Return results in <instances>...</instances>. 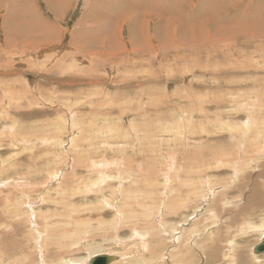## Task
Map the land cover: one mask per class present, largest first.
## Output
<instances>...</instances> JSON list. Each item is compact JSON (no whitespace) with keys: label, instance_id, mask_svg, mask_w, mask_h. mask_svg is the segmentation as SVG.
<instances>
[{"label":"rangeland","instance_id":"rangeland-1","mask_svg":"<svg viewBox=\"0 0 264 264\" xmlns=\"http://www.w3.org/2000/svg\"><path fill=\"white\" fill-rule=\"evenodd\" d=\"M5 1H0V12L5 16L0 14V264H70L79 258L80 264H88L86 258L96 250L118 252L121 259L126 253L136 258L144 252L142 261L150 258L154 263L157 260L155 264H264V253L253 254L261 237L258 229L264 222V154L258 162V149L254 153L250 149L256 142L252 140L262 138L259 132L264 131L256 132L260 126L264 128V49L248 45L250 39L245 34L237 43L217 35L219 40L206 37L215 42L212 53L202 50L197 41L190 43L196 52L192 54L190 49L194 59L151 50L142 55L145 58L153 51L157 53L151 56L150 66L135 58L133 50L138 42L130 39V25L125 19L121 18L119 26L122 29L124 25L123 31L117 28L121 35L117 33L108 48L105 33L97 30L104 5L122 8L120 1L29 0L24 3L28 17L21 20ZM194 1L195 6L200 3ZM244 1L233 0L237 7L226 9L227 1L222 0L228 14H256L257 20L252 18L251 25L258 28L264 24L259 21L260 14L264 15V0H249L243 8ZM35 13L45 16L40 17L42 22H33ZM207 16L212 22L208 20L206 30L216 32L220 18ZM90 18L96 22L91 19L87 23ZM14 20L22 23L17 36ZM87 24L92 33L80 35ZM139 25L138 33L144 30V25ZM153 28H148L149 33ZM258 34L255 37H264ZM157 42L156 38L152 41L154 49L160 48ZM216 42L221 44L219 49ZM249 115L255 119H251L254 125ZM97 124L102 129L106 126L105 132L111 130L110 135L100 132ZM78 126L87 127L89 132ZM123 149L127 153L122 154ZM118 160L121 167L116 164ZM219 160L228 163L221 166ZM72 169H76L75 175ZM50 175L53 180L43 188ZM64 177L65 182L58 186ZM108 199L113 204L104 203ZM28 204L39 207L33 206L35 219L25 215L27 209L28 215L32 214ZM233 244V257H224ZM127 261L117 264H138ZM142 261L139 263L145 264Z\"/></svg>","mask_w":264,"mask_h":264},{"label":"bare ground","instance_id":"bare-ground-1","mask_svg":"<svg viewBox=\"0 0 264 264\" xmlns=\"http://www.w3.org/2000/svg\"><path fill=\"white\" fill-rule=\"evenodd\" d=\"M1 1V0H0ZM5 1V0H4ZM25 1V2H24ZM27 1H29V0H8V4H6V7H8V8H10V9H16V14H15V17H17V19H19V20H21L22 19V17L23 16H25V17H28V15H26L27 13H28V11H27V9L28 8H26V7H24V3H27ZM31 1V0H30ZM47 3L50 1V0H45ZM73 1V0H72ZM77 1V0H76ZM89 1V0H88ZM95 0H93V2H94ZM99 1H101V0H99ZM116 1H120L124 6H122V8H121V6H117V8L116 9H114L113 7V5L109 8L107 5H104V8H103V12L101 13V14H98V15H101L100 17V20L96 23L97 25L98 24H100V26L98 27V26H96V27H98L97 28V30L100 32V33H105V35H106V41L105 42H107V40H108V43L106 44V43H104V44H106V47L108 48L109 46H111V44L109 45V41H111L112 39H113V37H115V35L117 34V33H120V31L118 30V29H120L119 28V26L121 25L120 23V21H123L122 19H125L126 20V23L127 24H129L130 26L129 27H127V30H128V28H129V37H130V39L132 38L133 39V41H137L138 43H136V44H138L137 46L138 47H135L136 46V44L133 46V47H135V50H133L134 51V53L133 54H135V56L137 55V57H135V58H137V59H141L140 61H142V62H148L149 63V65L150 66H153V57H151L153 54H155L154 53V51H153V53H152V55H147V57H143L142 55H144L145 53L146 54H149V52L151 51V50H155V51H160V52H162L163 54L164 53H172L173 55H175V53H176V55H179V58H181V56L182 57H184V55L187 57V58H191V59H194V58H192V56H191V52L193 51L191 48V42H194V41H197V42H195L196 43V45H199L201 48H202V50H205L206 49V53H212L213 51H216V49H215V46H214V43L211 41H209L212 37L214 38V36H215V38H216V36L218 35V38L220 37V36H222V37H225V40H228L227 42H230V41H234L235 40V42L236 41H241L240 39L242 38V36L245 34L246 35V37L248 38V39H250V41H247V43H248V45H250V46H253L254 47V49H255V47L256 46H261L263 49H264V37L263 36H260V37H255V35L257 34V33H260V34H258V35H264V24H258V28H255L253 25H251V23H250V21H251V19L252 18H256L257 17V15L256 14H254V16H256V17H254V16H248L247 15V17H244L239 11H236V12H234L233 14H228L227 13V11H226V9H230V7H232V8H236L237 7V3L236 4H234L233 3V0H226L227 2V5H228V7L229 8H227V7H225L226 6V3L224 4L223 2H222V0H198L200 3L198 4V5H194V0H116ZM243 1V0H242ZM56 2H58L57 0H56ZM92 2V1H91ZM247 2H249V0H245L243 3H241V5H242V7L244 8L245 6H246V4H247ZM6 3V1L4 2V4ZM59 3V2H58ZM73 3V2H72ZM88 3V2H87ZM98 3V1L95 3V4H97ZM91 4V3H90ZM89 4V5H90ZM223 4V5H222ZM234 4V5H233ZM46 5V4H45ZM88 5V6H89ZM117 5V4H116ZM50 6H51V4H50ZM100 6V5H99ZM240 6V5H239ZM52 7V6H51ZM90 7H91V5H90ZM89 7V8H90ZM226 9H225V8ZM259 8H261L260 6H258ZM8 8H7V10H8ZM88 8V9H89ZM223 8L225 9V10H223ZM9 9V10H10ZM87 9V8H86ZM97 9V8H96ZM121 9H122V12H121ZM246 9V8H245ZM238 10H241V6L238 8ZM242 10H244V9H242ZM30 11V10H29ZM91 11H92V9H91ZM93 11H94V14H96L95 13V10L93 9ZM98 11V10H97ZM247 11V10H246ZM121 12V13H120ZM209 12H212V14L210 13L209 14ZM245 12V11H244ZM12 13V12H11ZM40 13V12H39ZM93 13V12H92ZM99 13V12H98ZM120 13V14H119ZM226 13V14H225ZM90 14V13H89ZM119 14V15H118ZM252 14V13H251ZM2 16H3V14H1ZM8 15V11H6V16ZM9 15H11V14H9ZM39 15L40 14H33V16H34V18H35V20H33V22H38V21H41L42 22V19L40 18V17H45V16H40L39 17ZM97 15V14H96ZM97 15V16H98ZM207 15H209V16H214V17H218V18H220V23H217L216 22V24H215V26L216 27H214V29L215 30H217V31H219V32H212V31H209L208 29L209 28H207V30H206V25H207V22H208V20H210L209 18H207L208 16ZM246 15V14H245ZM253 15V14H252ZM261 15V18L259 19V21H264V15H262V14H260ZM61 16V15H60ZM84 16H86V15H84ZM1 17V16H0ZM3 17H5V16H3ZM10 18V16L8 17V19ZM122 18V19H121ZM8 19H6V20H8ZM92 18H90V19H86V22L88 23V22H90L91 23V21L92 20H94V18L91 20ZM99 19V18H98ZM97 19V20H98ZM211 19H212V17H211ZM3 20V22L5 23L6 21L4 20V19H2ZM48 20V19H47ZM95 20H96V18H95ZM93 21V22H96V21ZM219 20V19H218ZM256 20H257V18H256ZM9 21H11V19L9 20ZM8 21V22H9ZM13 21V20H12ZM25 21V20H24ZM27 21V20H26ZM154 21V23H155V28H153L152 26H151V24H152V22ZM211 21V20H210ZM216 21V20H215ZM85 22V21H84ZM101 22V23H100ZM212 22V21H211ZM80 23V22H79ZM2 24V23H1ZM6 24V23H5ZM139 24H141L142 26L144 25V30H139L140 32L138 33V29L137 28H139L140 27V25ZM145 24H146V26H145ZM147 24H149V26H148V28L149 29H152L153 28V33H149V30H148V28H147ZM210 24V23H209ZM4 25V24H3ZM12 25L14 26V29L15 30H17L18 32H17V34H16V36L17 35H19V32H21L19 29H18V26L19 27H21L22 26V23L19 21H17L16 22V20H14V22H12ZM138 25H139V27H138ZM211 25V24H210ZM2 26V25H1ZM118 26V27H117ZM209 26V25H208ZM219 26H221V28L219 27ZM4 27V26H3ZM8 27H9V24H8ZM84 27V26H83ZM86 28L84 29V30H82V32H81V34L80 35H82V36H86L87 34H90L89 33V31H90V29H88L89 27H91V26H89V24H87L86 26H85ZM94 27H95V25H94ZM146 27V28H145ZM211 27V26H210ZM12 28V27H11ZM49 28V27H48ZM47 28V29H48ZM92 28V27H91ZM114 28V29H113ZM118 28V29H117ZM142 28V27H141ZM212 28H213V25H212ZM212 28H210V29H212ZM5 29V28H4ZM10 29V28H9ZM53 29V28H52ZM55 29V28H54ZM53 29V30H54ZM104 29H105V31H104ZM123 29H124V25L122 26V29H120L121 30V32L123 31ZM213 29V30H214ZM251 29H256V31H252ZM80 30V29H79ZM95 30V29H94ZM56 31V30H55ZM77 31V30H76ZM76 31H74L75 33H76ZM91 31H93L92 29H91ZM90 31V32H91ZM119 31V32H118ZM114 32V34H112ZM3 33H4V30H3ZM9 33V32H8ZM7 33V34H8ZM49 33V32H48ZM92 33V32H91ZM12 33H10V35H11ZM78 34H79V32L77 33V35L76 36H78ZM94 34H96V32L94 33ZM208 34H211V36L210 35H208ZM5 35V34H4ZM73 35H74V33H73ZM118 35V34H117ZM116 35V36H117ZM120 35H121V33H120ZM120 35H119V37H120ZM9 36V35H8ZM53 36H55V35H53ZM257 36V35H256ZM4 37H7L6 35L4 36ZM50 37H52L51 35H50ZM122 37V36H121ZM121 37L120 38H118L117 40L118 41H120L119 39H121ZM206 37H211L208 41H209V43H208V41H207V39H206ZM81 38V37H80ZM156 38V40L159 42H157L158 44H157V46L160 44V48H156L155 47V49H154V45H153V43H152V41H154V39ZM212 38V39H213ZM218 38H216L217 40H219ZM211 39V40H212ZM116 40V41H117ZM215 40V39H214ZM224 40V39H223ZM70 41V40H69ZM73 41V40H72ZM71 41V42H72ZM115 41V40H114ZM117 41V42H118ZM133 41H131V42H133ZM54 42V41H53ZM82 42H83V40H82ZM94 42V41H93ZM96 42V41H95ZM95 42H94V44H95ZM251 42V43H250ZM73 43V42H72ZM89 43H91V42H89ZM98 43H99V41H98ZM112 43V42H111ZM114 43V42H113ZM194 43V44H195ZM231 43V42H230ZM230 43H228V44H230ZM233 44H234V42H232ZM237 43V42H236ZM51 44V43H50ZM121 44V43H120ZM123 44V43H122ZM155 44V43H154ZM227 44V43H226ZM256 44V45H255ZM86 45V44H85ZM96 45H97V43H96ZM131 45V44H130ZM218 45H221V44H217V42H216V46H217V48H218ZM62 46V45H61ZM76 46V45H75ZM91 46H93L94 47V45H91ZM98 46H100V45H98ZM98 46H95L96 48H98ZM101 46H103V45H101ZM120 46V45H119ZM223 46V45H222ZM231 46V45H230ZM54 46H51L50 47V49L51 48H53ZM59 47V46H58ZM82 47V46H81ZM114 47H115V43H114ZM113 47V48H114ZM118 47V46H117ZM191 47V48H190ZM220 47V46H219ZM224 47V46H223ZM228 47V46H227ZM226 47V48H227ZM242 47V46H241ZM61 48V47H60ZM74 48V47H73ZM131 48H132V46H131ZM243 48V47H242ZM245 48V47H244ZM77 49V48H76ZM112 49V48H111ZM192 51H191V50ZM196 49V48H195ZM219 49V48H218ZM220 49H223V48H221L220 47ZM225 49V48H224ZM241 49V48H240ZM65 50V49H64ZM82 50V49H81ZM99 50V49H98ZM101 50H103L102 49V47H101ZM226 50V49H225ZM225 50H224V52H225ZM233 50V49H232ZM241 50H243V49H241ZM245 50V49H244ZM261 50V49H260ZM105 51V50H104ZM106 51H109V50H106ZM132 51V52H133ZM222 51V50H221ZM247 51V50H246ZM85 52V51H84ZM87 52V51H86ZM98 52V51H97ZM100 52V51H99ZM98 52V53H99ZM101 52H103V51H101ZM180 52V53H179ZM224 52H221L222 54L224 53ZM256 52H258V50H256ZM90 53V52H89ZM97 53V55L96 56H98V55H100V54H98ZM127 53H129V52H127ZM193 53H196V52H192V54ZM218 53H220V52H218ZM252 54H253V52H251ZM255 53V52H254ZM41 54V53H40ZM87 54V53H86ZM103 54V53H102ZM145 54V55H146ZM157 54V53H156ZM184 54V55H183ZM229 54V53H228ZM232 54H234V53H232ZM245 54H247L246 52H245ZM244 54V55H245ZM111 55V54H110ZM112 55H114V54H112ZM132 55V54H131ZM225 55V54H224ZM238 55V54H237ZM240 55V54H239ZM254 55H257V54H254ZM69 56V55H68ZM95 56V57H96ZM105 56V55H104ZM108 56V55H107ZM169 56V55H168ZM212 55H210V57H211ZM215 56V55H214ZM213 56V57H214ZM220 56V55H219ZM226 56V55H225ZM231 56V55H230ZM103 57V56H102ZM158 57V56H157ZM216 57V56H215ZM40 58V57H39ZM186 58V59H187ZM198 58H200V57H197V60H198ZM231 58V57H230ZM257 58V57H256ZM255 58V59H256ZM96 59V58H95ZM110 59V58H109ZM184 59H185V57H184ZM222 59V62H223V57L221 58ZM220 59V60H221ZM178 60V59H177ZM180 60V59H179ZM206 60H207V58H206ZM98 61V60H97ZM159 61V60H158ZM208 61V60H207ZM228 61H229V59H228ZM99 62L101 63V61L99 60ZM105 62V61H104ZM137 62V61H136ZM141 62V63H142ZM161 61H159V63H160ZM119 63V62H118ZM138 63V62H137ZM121 64V63H120ZM101 65H103V64H101ZM114 65V64H113ZM115 65H116V63H115ZM198 65H200V64H198ZM96 66V65H95ZM99 66V65H98ZM117 66V65H116ZM119 66V65H118ZM121 66V65H120ZM160 66V65H159ZM162 66V65H161ZM165 66V65H164ZM168 66H169V64H168ZM100 67V66H99ZM163 67V66H162ZM198 68V67H197ZM243 68V67H242ZM165 69H167V68H165ZM220 69V68H219ZM219 69H218V71H219ZM246 70V69H245ZM203 72V71H202ZM212 72V71H211ZM113 75V74H112ZM207 75V74H206ZM218 75V74H217ZM144 78V77H143ZM142 78V79H143ZM90 79V78H89ZM91 79H94V78H91ZM149 79V78H148ZM228 79V78H227ZM225 80H226V78L224 77L223 78V81L225 82ZM229 80V79H228ZM16 81V80H15ZM203 81V80H202ZM221 81H222V79H221ZM138 83V82H137ZM139 84V83H138ZM141 86V85H140ZM193 87V86H192ZM259 87V86H258ZM139 89V88H138ZM256 89V88H255ZM141 90V89H140ZM149 90V89H148ZM251 90V89H250ZM254 90V89H253ZM253 90H251L250 92L252 93L253 92ZM165 91V90H164ZM255 91V90H254ZM118 92V91H117ZM161 92V91H160ZM152 94H153V92H151ZM180 93V92H179ZM253 94V93H252ZM252 94H250V95H252ZM57 95V94H56ZM120 95V94H119ZM230 95V94H229ZM60 96V95H59ZM253 96H254V94H253ZM202 97V96H201ZM254 97H257V92H256V96H254ZM201 99V98H200ZM256 99V98H255ZM53 100V99H52ZM214 100H216V99H214ZM254 100V99H253ZM50 101V100H49ZM117 101V100H116ZM115 101V102H116ZM198 101V100H197ZM244 101H246V100H244ZM257 100H255V102H256ZM53 102V101H52ZM254 102V101H253ZM161 103V102H160ZM187 103V102H186ZM258 103V102H257ZM256 104V103H255ZM102 105V104H101ZM253 105H254V103H253ZM103 106V105H102ZM113 106H115V105H113ZM167 107V106H166ZM200 107V106H199ZM73 108V107H72ZM103 108V107H102ZM102 108H100V109H102ZM91 109V108H90ZM73 110H74V108H73ZM71 111V110H70ZM205 111V110H204ZM137 112V111H136ZM70 113H72V116H73V114L75 113L76 114V111H74V112H70ZM112 113V112H111ZM138 113V112H137ZM84 114V113H83ZM93 114V113H92ZM139 114V113H138ZM103 115V114H102ZM122 116V115H121ZM119 117V116H117V118H119V121H121L122 119V117ZM147 116V115H146ZM145 116V117H146ZM151 116V115H150ZM100 117V116H99ZM142 117V116H141ZM184 117V116H183ZM101 118H102V116H101ZM148 118V117H147ZM222 118V117H221ZM220 118V119H221ZM249 120L251 121V119L253 118V117H251V115H249ZM64 119V118H63ZM103 120L105 119L104 117L102 118ZM112 119H114V118H112ZM151 119H153V117L151 118ZM150 119V120H151ZM176 120H177V118H175ZM175 119H173V121H175ZM198 119V118H197ZM254 119V118H253ZM117 120V119H116ZM146 120V119H145ZM149 120V121H150ZM183 120V119H182ZM255 120V119H254ZM106 121H112L113 122V120H106ZM106 121H104L105 123H106V126L108 125L107 124V122ZM124 121V120H123ZM155 121V120H154ZM178 121V120H177ZM262 121V120H261ZM263 121H264V119H263ZM262 121V122H263ZM103 122V123H104ZM129 122H130V124H131V121H128V124H129ZM147 123H148V120L146 121ZM151 122H152V120H151ZM180 122V121H179ZM245 122H247V121H245ZM252 122V124L254 125V122H253V120L251 121ZM74 123V122H73ZM102 123V124H103ZM120 123V122H119ZM174 124V122H171V124ZM258 123H260V122H258ZM92 124H95V122H93ZM99 124V123H98ZM97 124V125H98ZM101 124V123H100ZM114 124V123H113ZM118 124V123H117ZM124 124V123H123ZM130 124H129V126H130ZM152 124V123H151ZM165 124H167V123H165ZM187 124H188V122H187ZM111 125V124H110ZM157 125V124H156ZM190 125V124H189ZM263 125V124H262ZM88 126V125H87ZM89 126L91 127V125L89 124ZM99 126V128L101 127L100 125H98ZM103 126V125H102ZM106 126H104V127H106ZM120 126V125H119ZM145 126H146V123H145ZM147 126H149V124L147 125ZM179 126V125H178ZM247 127L248 126H251L250 125V123H247V125H246ZM15 127V126H14ZM13 127V128H14ZM79 127V126H78ZM81 127H83V126H81ZM81 127H79V128H81ZM86 127V126H85ZM89 127V128H90ZM97 127V126H96ZM104 127H103V129H104ZM130 127H132L131 129H134L135 130V127H133L132 125L130 126ZM143 127V126H142ZM149 127H151V126H149ZM171 127V126H170ZM177 127V126H176ZM261 127V126H260ZM257 128L256 130V132H258L259 131V129H264V128ZM12 128V127H11ZM12 128V129H13ZM75 128V127H74ZM73 128V129H74ZM94 128V127H93ZM98 128V127H97ZM98 128V129H99ZM120 128V127H119ZM124 128V127H123ZM160 128V127H159ZM162 128V127H161ZM178 128H180V127H178ZM250 128H252V127H250ZM12 129H11V131L9 132V134L12 132ZM76 129V128H75ZM85 132H89V130H87V127H86V130H85V128L83 127L82 128ZM81 129V130H82ZM92 129V128H91ZM96 129V128H95ZM94 129V130H95ZM103 129H102V127L100 128V132H102L103 134H104V132L105 131H103ZM107 129V128H106ZM115 129V128H114ZM117 130H118V128H116ZM121 129V128H120ZM125 129V128H124ZM127 129V128H126ZM131 129H129L130 131H132ZM138 129V131L139 130H141V129H139V127L137 128ZM137 129H136V131H137ZM163 129V128H162ZM172 129V128H171ZM249 129V128H248ZM68 130V129H67ZM79 130V132L81 131L80 129H78ZM108 130H110V129H108ZM115 131V133H117L118 131ZM128 130V131H129ZM133 130V131H134ZM149 129H145V132L146 131H148ZM166 130V129H165ZM176 130V129H175ZM90 131H92V130H90ZM96 131H97V129H96ZM122 131V133H123V130H121ZM129 131V132H130ZM246 131V130H245ZM95 131H93V133H94ZM98 133H100L99 132V130L97 131ZM107 132V131H106ZM106 132H105V134H106ZM110 132H111V130L110 131H108L107 133H109V135H110ZM124 132H126L127 133V130L126 131H124ZM140 132V131H139ZM187 132V131H186ZM248 132H250V131H248ZM248 132H246L245 134H248ZM5 133V132H4ZM74 133V132H73ZM96 133V132H95ZM101 133V134H102ZM112 133H114V132H112ZM138 133V132H137ZM137 133H135V134H137ZM100 134V135H101ZM102 134V135H103ZM104 134V135H105ZM123 134H125V133H123ZM130 134V133H129ZM255 134V133H254ZM259 134L262 136V138H256V139H254V140H252V141H256V142H254L255 143V145L252 147V148H250L251 149V153H254L253 151L254 150H257L258 149V153H256L257 155L256 156H258L259 155V157H258V159H257V161L259 162L260 161V158H263V154H264V131H262V132H259ZM62 135V134H61ZM65 135V134H64ZM99 135V134H98ZM256 135V134H255ZM117 136V135H116ZM139 136H140V134H139ZM70 137V136H69ZM256 137V136H255ZM74 138H72V140H73ZM87 139V138H86ZM246 139H248V138H246ZM250 139V138H249ZM158 140V139H157ZM68 141V140H67ZM80 140H78L77 142H79ZM156 141V140H155ZM167 141V140H166ZM73 142V141H72ZM46 143V142H45ZM91 143V142H90ZM73 144V143H72ZM75 144V143H74ZM81 144V143H80ZM155 144V143H154ZM44 145V144H43ZM76 145V144H75ZM59 146V145H58ZM54 147V146H53ZM56 147V146H55ZM80 147V146H79ZM244 148H245V146H244ZM81 150H82V148H81ZM119 150V149H118ZM124 150V149H123ZM126 150L127 149H125L123 152H122V154H124V152H126ZM83 152V151H82ZM62 153V152H61ZM120 153H121V150H120ZM127 153V152H126ZM130 153V152H129ZM129 153L127 154V155H129ZM65 154V153H64ZM74 154V153H73ZM171 154V153H170ZM32 155V154H31ZM76 155V154H75ZM127 155H125V156H127ZM168 155V154H167ZM251 155H253V154H251ZM260 155H261V157H260ZM58 156V155H57ZM124 156V155H123ZM244 156V155H243ZM91 157V156H90ZM172 157H175L176 158V156H172ZM222 157V156H221ZM85 158V157H84ZM128 158H130V156H128ZM142 158V157H141ZM243 158V157H242ZM74 159H76V158H74ZM125 159H127V157H125ZM59 160V159H58ZM86 160V159H85ZM87 160H88V158H87ZM177 160V159H176ZM218 160V159H217ZM95 161V160H94ZM167 161V160H166ZM216 161V160H215ZM220 161V160H219ZM237 161H238V159H237ZM241 161V160H240ZM256 161V160H255ZM114 162H115V160H114ZM120 161L118 160L117 161V166H118V163H119ZM223 160H221L220 161V163L222 164L221 166H223V165H225V164H227L228 162H226L225 161V163L223 164ZM80 163V162H79ZM218 163V162H217ZM234 163H236V162H234ZM81 164V163H80ZM97 164H99L98 162H96V164H94V166L95 165H97ZM109 164V163H108ZM119 164H121V163H119ZM167 164V163H166ZM169 164V163H168ZM176 165V164H175ZM218 167H221L220 166V164H216ZM257 165V164H256ZM93 166V165H92ZM120 167L122 166V164L121 165H119ZM39 167V166H38ZM83 167H85V166H83ZM97 167H98V165H97ZM97 167H95V169L97 168ZM107 167V166H106ZM110 167V166H109ZM138 167V166H137ZM165 167V166H164ZM94 168V167H93ZM101 168V167H100ZM128 168V167H127ZM89 169H91V167L89 168V166H88V170ZM97 169H99V168H97ZM103 169V168H102ZM234 169V168H233ZM116 170H117V168H116ZM136 170V169H135ZM56 171V170H55ZM120 170H118V172H116V175L118 174V173H120L119 172ZM139 171V170H138ZM170 171V170H169ZM235 171V170H234ZM60 172H62V171H60ZM75 172H77L76 171V169H72V171H71V173L73 174V175H75ZM91 172V171H90ZM236 172V171H235ZM237 172H238V170H237ZM263 172V171H262ZM50 173V172H49ZM164 173V172H163ZM62 175H63V173H61ZM78 174V173H77ZM89 174V173H88ZM93 174V173H92ZM112 174V173H111ZM132 174V173H131ZM130 174V175H131ZM108 175H110L109 173H108ZM113 175V174H112ZM112 175H110L111 177H113ZM123 175V174H122ZM134 175V174H133ZM57 176V175H56ZM103 176V175H102ZM101 176V177H102ZM136 176V175H135ZM134 176V177H135ZM52 177H54V176H52ZM51 177V175H50V178H52ZM67 177H69V176H67ZM106 177H108V176H106ZM49 178V180L48 181H46L45 182V185L43 186V188L44 187H47L48 185H49V183L51 182V180H53V178L52 179H50ZM115 179H116V177H114ZM114 178L113 179H111V180H114ZM20 179H22V178H20ZM65 177L62 179V182L61 183H59V185L58 186H60L62 183H63V181L65 182ZM101 179V178H100ZM100 179H98V182H99V184L100 183H102V182H100V181H103V180H100ZM102 179H104V177L102 178ZM106 179V178H105ZM104 179V180H105ZM110 179V178H109ZM130 179V178H129ZM128 179V180H129ZM251 179V178H250ZM255 179V178H254ZM260 179V178H259ZM262 179V178H261ZM260 179V180H261ZM55 180V179H54ZM211 180V179H210ZM264 180V179H263ZM262 180V181H263ZM60 181V180H59ZM84 181V180H83ZM94 181V180H93ZM97 181V180H96ZM96 181H94L95 182V184H94V182H92L93 183V185H96L97 184V182ZM107 181H108V179H107ZM121 181V180H120ZM132 181V180H131ZM139 181V180H138ZM206 181V180H205ZM85 182V181H84ZM124 182V181H123ZM134 182V181H133ZM136 182V181H135ZM134 182V183H135ZM203 182V181H202ZM105 183V182H104ZM120 183V182H119ZM121 183H122V181H121ZM210 183V182H209ZM208 183V184H209ZM30 184V183H29ZM32 184H34V183H32ZM31 184V185H32ZM58 184V183H57ZM203 184V183H202ZM208 184H205V185H208ZM25 185H26V187H27V189H31V187L28 185V184H26V182H25ZM64 185H65V187L66 188H68V186H66V183H64ZM82 185V184H81ZM121 185H123V184H121ZM232 185V184H231ZM258 185V184H257ZM96 186H98V188H99V185H96ZM202 185H200V187H201ZM33 187V186H32ZM57 187V186H56ZM88 187V186H87ZM91 187V186H90ZM101 187V186H100ZM135 187V186H134ZM208 187V186H207ZM211 187V186H210ZM36 188V187H35ZM53 188V187H52ZM92 188H93V186H92ZM94 188H96L97 189V187H94ZM93 188V189H94ZM219 188V187H218ZM257 188H258V186H257ZM32 189H34V188H32ZM57 189V188H56ZM90 188H88V190H89ZM121 189H122V186H121ZM124 189V188H123ZM261 189V188H260ZM22 190V189H21ZM95 190V189H94ZM64 191V190H63ZM117 191V190H116ZM119 191H121V190H119ZM261 191V190H260ZM2 192V191H1ZM11 192V191H10ZM79 192V191H78ZM97 192V191H96ZM200 192H201V190H200ZM214 192V191H213ZM212 192V193H213ZM216 193V192H215ZM254 193H255V191H254ZM254 193H253V195H254ZM257 193V192H256ZM258 193H260L259 191H258ZM102 194V193H101ZM196 194V193H195ZM218 194V193H217ZM193 195V194H192ZM213 195H214V193H213ZM261 195V194H260ZM45 196V195H44ZM138 196V195H137ZM200 196H201V193H200ZM216 196V195H215ZM262 196H263V194H262ZM217 197V196H216ZM42 199H43V196L41 197ZM116 198V197H115ZM246 198V197H245ZM42 199H40V200H42ZM104 199V198H103ZM118 199V198H117ZM117 199H115V202H116V200ZM136 199V198H135ZM204 199V198H203ZM120 200V199H119ZM110 201L112 202V200L111 199H108V201L106 200L104 203H107V202H109L110 203ZM121 201V200H120ZM123 201V200H122ZM121 201V202H122ZM136 201V200H135ZM183 201V200H182ZM188 201V200H187ZM191 201V200H190ZM193 201H194V199H193ZM195 201H197V200H195ZM114 202V203H115ZM139 202V201H138ZM185 202V201H184ZM137 203V202H136ZM193 203V202H192ZM198 203V202H197ZM204 203H205V201H204ZM245 203V202H244ZM40 204V203H39ZM43 204V203H42ZM112 204H113V202H112ZM117 204H119V203H117ZM123 204V203H122ZM186 204V203H185ZM213 204V203H212ZM37 205V204H36ZM41 205V204H40ZM193 205V204H192ZM191 205V206H192ZM194 205H196L195 203H194ZM204 205V204H203ZM202 205V206H203ZM33 206H35V204L33 205ZM33 206H32V204L30 205V204H28V208H29V213L30 212H32V214L30 215H28V210H27V214H25L26 216H29L30 218H36L37 216L34 214V212H33ZM178 206V205H177ZM185 206H187V205H185ZM201 206V207H202ZM35 207H37V206H35ZM119 207V206H118ZM138 207V206H137ZM200 207V208H201ZM37 208H39V207H37ZM115 208V207H114ZM131 208V207H130ZM262 209H264V208H262ZM41 210H42V207H41ZM124 210V209H123ZM126 210V209H125ZM132 210V209H131ZM118 211H121L120 209H118ZM205 211V210H204ZM252 211V210H251ZM128 213H130V214H128L129 216L131 215V211H129ZM37 214V213H36ZM117 215V214H116ZM123 214H121V216H122ZM160 215V214H159ZM42 217V216H41ZM47 217H49V215L47 216ZM128 217V216H127ZM148 217V216H147ZM253 217V216H252ZM20 218V217H19ZM18 218V219H19ZM50 218V217H49ZM48 218V219H49ZM122 218H124V216L123 217H119V219H121L122 220ZM44 219V218H43ZM116 220L118 219V218H115ZM114 219V220H115ZM34 221V220H33ZM117 221H120V220H117ZM116 221V222H117ZM112 222H114V221H112ZM149 222V221H148ZM153 222V221H152ZM34 223V222H33ZM47 223H49V222H47ZM121 223V222H120ZM119 223V224H120ZM35 224V223H34ZM39 224V223H38ZM113 224V223H112ZM118 223L116 224V226L117 225H119ZM123 224H124V221H123ZM128 224V223H127ZM130 224V223H129ZM132 225H134V224H132ZM151 225V224H150ZM151 227V226H150ZM134 228V227H133ZM137 228V227H136ZM169 228V227H168ZM167 228V229H168ZM37 229V228H36ZM155 229V228H154ZM39 230V229H38ZM45 230V229H44ZM80 230V229H79ZM245 230H253V229H251L250 227H246V229ZM255 230V229H254ZM260 232H261V237H260V240H259V242L258 243H260L261 241H262V239H263V237H264V222H263V224H261V226H260V228L258 229ZM81 231V230H80ZM91 231V230H90ZM93 231V230H92ZM142 232H143V230H141ZM82 232H83V230H82ZM145 232V231H144ZM103 233V232H102ZM108 233V232H107ZM113 233V232H112ZM152 233V232H151ZM75 234H77V233H75ZM83 234V233H82ZM110 234V233H109ZM146 234V233H145ZM78 235H79V233H78ZM85 235V234H84ZM104 235V234H103ZM147 235H149V234H146V235H144V236H146L147 237ZM151 235V234H150ZM152 235H154L153 233H152ZM77 235H75V237H76ZM86 236V235H85ZM140 236H142V235H140ZM155 236V235H154ZM90 237V236H89ZM77 238V237H76ZM80 238V237H79ZM83 238L86 240V237H84L83 236ZM82 238V239H83ZM133 238V237H132ZM135 238V237H134ZM78 239V238H77ZM83 239V240H84ZM93 239V238H92ZM137 239H139V238H137ZM162 239V238H161ZM179 239V238H178ZM233 239V238H232ZM231 239V240H232ZM235 239V238H234ZM8 240V239H7ZM75 240V239H74ZM140 240H141V238H140ZM140 240H138V241H140ZM147 240V239H146ZM163 241V240H162ZM162 241H160L161 243H162ZM234 241V240H233ZM232 241V242H233ZM76 242H77V240H76ZM156 242V241H155ZM148 243V242H147ZM257 243V244H258ZM40 244V243H39ZM83 244V243H82ZM123 244V243H122ZM139 244V243H138ZM256 244V245H257ZM92 245V244H91ZM113 245V244H112ZM226 245V244H225ZM224 245V246H225ZM234 245L235 244H233V245H231V246H229V247H227V251H225L224 253H223V255H224V257H230V258H232L233 257V250H234ZM76 247H77V244H76ZM148 247V246H147ZM213 247V246H212ZM254 247H255V245H254ZM254 247H253V251H254ZM102 248V247H101ZM106 248V247H105ZM137 248V247H136ZM138 248H140V247H138ZM137 248V249H138ZM223 248V247H222ZM75 249V248H74ZM148 249V248H147ZM101 250V249H100ZM143 250H145V248L143 249ZM143 250H141L140 249V251H143ZM97 252H94V253H92L91 255H89L88 256V258H86V260L88 259V264H90V259L94 256V255H97V254H106V255H110V256H113V257H115V260L111 263V264H117V263H119V261L121 262V261H126V260H128L127 262H131L132 260H136V262L138 261V264H140L139 262L140 261H142L143 259L142 258H144V256L142 257L141 255L142 254H144V252H140L138 255H137V257L136 258H133V256H135V255H132L131 253L129 254V255H127V253H126V255H122V256H125V257H123V258H125V259H121L122 257H121V255L117 252H108V251H106V252H98V250H96ZM238 251H240V249H238ZM89 252V251H88ZM92 252V251H91ZM90 252V253H91ZM260 253V252H259ZM262 254L264 253V252H261ZM162 254V253H161ZM211 255H212V257H215L216 256V253L214 252V253H210ZM253 254L254 255H256L257 253H255V251L253 252ZM202 255V254H201ZM258 255V254H257ZM127 256V257H126ZM128 256H130V257H128ZM165 256V255H164ZM119 257H121V258H119ZM142 257V258H141ZM42 258V257H41ZM85 258H84V260H85ZM166 258V257H165ZM82 259V258H81ZM241 259V258H240ZM43 260V259H42ZM68 260V259H67ZM75 260V259H74ZM145 260V259H144ZM147 260L148 261H146L145 260V262L144 261H142L143 263H145V264H155V263H157L156 261H155V263H154V260L153 259H148L147 258ZM1 261V260H0ZM63 261H65V260H63ZM70 261V260H69ZM73 261V260H72ZM204 261V260H203ZM66 262V261H65ZM65 262H63V263H65ZM79 262V263H78ZM78 262H71L70 264H80V258H79V260H78ZM81 262H83V259H82V261ZM133 262V261H132ZM43 264H44V262H42ZM135 263V262H134ZM26 264V263H25ZM36 264V263H35ZM84 264V263H83ZM121 264V263H120ZM201 264V263H200ZM228 264H236L235 262H233V261H230Z\"/></svg>","mask_w":264,"mask_h":264},{"label":"water","instance_id":"water-1","mask_svg":"<svg viewBox=\"0 0 264 264\" xmlns=\"http://www.w3.org/2000/svg\"><path fill=\"white\" fill-rule=\"evenodd\" d=\"M255 253L264 252V237L260 243L254 247ZM115 257L106 254H97L90 259V264H111Z\"/></svg>","mask_w":264,"mask_h":264},{"label":"crops","instance_id":"crops-1","mask_svg":"<svg viewBox=\"0 0 264 264\" xmlns=\"http://www.w3.org/2000/svg\"><path fill=\"white\" fill-rule=\"evenodd\" d=\"M0 14H4V13L1 11ZM27 210H28V209H27Z\"/></svg>","mask_w":264,"mask_h":264}]
</instances>
